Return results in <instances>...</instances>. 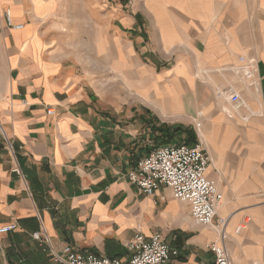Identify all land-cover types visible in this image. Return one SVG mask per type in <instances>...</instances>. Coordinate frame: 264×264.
<instances>
[{
    "label": "crops",
    "instance_id": "obj_1",
    "mask_svg": "<svg viewBox=\"0 0 264 264\" xmlns=\"http://www.w3.org/2000/svg\"><path fill=\"white\" fill-rule=\"evenodd\" d=\"M164 124L208 154L232 264H264V0H0V227H18L0 264H53L66 245L127 258L137 233H160L173 264H213L218 233L189 204L127 181Z\"/></svg>",
    "mask_w": 264,
    "mask_h": 264
},
{
    "label": "built area",
    "instance_id": "obj_2",
    "mask_svg": "<svg viewBox=\"0 0 264 264\" xmlns=\"http://www.w3.org/2000/svg\"><path fill=\"white\" fill-rule=\"evenodd\" d=\"M5 18L8 26L16 30L21 29L20 25H11L8 12ZM238 70L249 87H255L256 60L247 59ZM217 92L219 97L226 99L233 107L240 108L243 105L237 92L230 90ZM46 113L51 115L53 110L49 108ZM196 128H200V123L196 124ZM208 167L209 157L200 141L194 146L184 143L170 144L153 148L137 162L133 170L127 173L126 178L143 195L150 196L160 188L167 187L171 190L174 200L189 204L193 223L196 226L212 228L218 233V239L206 245L207 251L212 255L213 264H232L225 246L227 240L225 227L228 218H221L218 215L223 203L222 194L217 184L207 178ZM17 228L15 223L3 225L0 227V235L8 234ZM240 231L241 227H237L236 232ZM32 238L41 245L50 246L48 237L42 232L33 233ZM126 248L129 256L121 259L78 252L69 245L63 247L60 253H56L50 247V255L53 264H173V261L181 256L179 250L163 241L160 233H155L150 238L137 233Z\"/></svg>",
    "mask_w": 264,
    "mask_h": 264
},
{
    "label": "trees",
    "instance_id": "obj_3",
    "mask_svg": "<svg viewBox=\"0 0 264 264\" xmlns=\"http://www.w3.org/2000/svg\"><path fill=\"white\" fill-rule=\"evenodd\" d=\"M151 131L153 133V140H155L154 148L170 145V144H180L184 143L189 146H194L198 139L196 137V133L181 124L179 125H167L164 124L160 127H151ZM180 141V143H174L176 141ZM151 151V150H150ZM149 151V152H150ZM146 153L147 154H149Z\"/></svg>",
    "mask_w": 264,
    "mask_h": 264
},
{
    "label": "rangeland",
    "instance_id": "obj_4",
    "mask_svg": "<svg viewBox=\"0 0 264 264\" xmlns=\"http://www.w3.org/2000/svg\"><path fill=\"white\" fill-rule=\"evenodd\" d=\"M180 141H182V140H179L178 139V141H176V142H174V143H180ZM203 237H207V235L206 234H201Z\"/></svg>",
    "mask_w": 264,
    "mask_h": 264
}]
</instances>
